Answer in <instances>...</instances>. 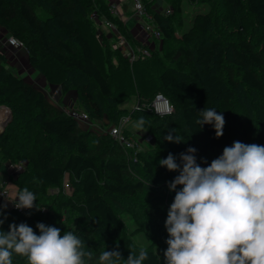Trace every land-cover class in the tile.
Masks as SVG:
<instances>
[{
  "label": "trees",
  "instance_id": "obj_1",
  "mask_svg": "<svg viewBox=\"0 0 264 264\" xmlns=\"http://www.w3.org/2000/svg\"><path fill=\"white\" fill-rule=\"evenodd\" d=\"M177 1H168L169 4L171 3V12L165 14L151 7L153 0H143L146 9L152 14L161 30L162 43L160 48H154L148 56L132 63L127 61L118 48L111 45L110 36L106 31L97 33V26L90 18L93 11L100 18H109L133 43L126 25L117 15L108 11V0H0V25L6 27L19 39L24 38L29 62L49 85L62 86L68 71L74 69L94 81L103 99H111L113 87L107 69L106 54L114 52L118 55L124 66L117 64L114 67L116 73L120 74V80L123 79L127 85L126 74L129 75L130 70L136 73L138 68H145L147 63L153 61L150 57L160 53L164 42L169 40L173 31L171 18L180 9V2ZM188 1L196 2V0ZM41 2L47 4V13L44 17L35 10V4ZM79 2L85 9L76 8ZM219 2L227 8L228 17L223 15L228 21L235 16L240 19L246 18L249 14L254 19L255 25L264 29V0H219ZM213 21L214 16L210 12L196 15L193 26L182 33L184 43L189 44L202 36ZM238 25V33L222 36L223 42L229 49L228 62L225 51L217 41L201 43L194 50L188 45L178 46L167 66L157 73L154 70L153 73L148 74V76L154 74L152 86L154 91L152 95L138 98L137 109L143 113L135 114L132 112L135 109H132L121 116L130 115L131 120L134 117L139 119L140 115H152L148 124L159 138H163L171 127L175 128L178 125L174 111L179 113L184 127L195 141L177 144L174 148L175 156L179 158L187 148L194 147L197 149L195 153L197 163L202 167H207L213 159L219 157L224 147L230 146L232 139L249 144L251 131L247 130L245 121L235 108V90L239 84H243L251 90L264 93V36L249 30L242 21H239ZM70 41L75 43L79 51L78 56L73 55ZM180 58L188 62L193 61L195 68L180 70L173 67L172 63ZM2 59L0 56V103L12 104L15 107L13 101L19 100L24 107L17 112L23 111L25 115L18 121H10L0 131L2 157L12 159L11 161L23 158L28 169V173L23 178L33 188L46 189L60 186L67 175L68 186L71 188L67 196L70 200L57 202V207L68 206L85 216L87 224L80 226L78 231L88 234L93 229H101L109 239L119 242L124 260H127L130 249L138 253L140 248H145L149 252V259L144 264H162L153 249L159 243L151 239L145 247L136 245L132 236L142 232L143 229L136 227L126 232L110 201L115 195H133L144 185L141 180L131 181L128 177L132 174L130 149L122 147L109 134L112 143L110 145L106 143L100 148L102 145L100 142L98 148L93 150L89 145L91 131L82 129L75 118L64 114L62 110L51 104L43 91L32 82L10 72L3 65ZM112 62L115 60L112 59ZM112 62L111 64H114ZM145 72L148 73L149 70L145 68ZM156 92L163 93L169 99L174 108L173 112L160 117L146 106H142ZM78 93L86 108L83 110L89 117L91 113L94 118L100 119L102 116L100 105L83 86ZM205 108L215 109L224 115L226 123L222 137L216 138L212 125L206 124L200 127L195 123L200 118L198 112ZM145 116L142 117L146 123ZM118 120L119 117H114L111 120L112 125ZM31 128L36 129L38 135L43 133L70 146L72 150L68 151L63 160L56 162L51 142H40L39 136L34 134L33 141L29 144ZM260 130L264 135V102L260 114ZM123 132L128 136L124 129ZM12 141L18 143L21 148L20 151L14 150L16 155L12 152ZM143 164L152 176L150 163L143 160ZM176 175L178 172L170 173L173 179ZM74 196L79 197L78 202L71 199ZM37 206L44 207L42 213L45 217H50L45 203ZM9 212L11 214L6 213L7 219L3 225H0L1 228H5L9 223L19 225L23 222L21 217L24 216L39 217L36 214ZM99 255L100 253L94 254V257ZM21 258L22 256L17 254H13L12 257L19 262Z\"/></svg>",
  "mask_w": 264,
  "mask_h": 264
},
{
  "label": "rangeland",
  "instance_id": "obj_2",
  "mask_svg": "<svg viewBox=\"0 0 264 264\" xmlns=\"http://www.w3.org/2000/svg\"><path fill=\"white\" fill-rule=\"evenodd\" d=\"M168 1L169 0H154L153 3L158 4L159 9L164 10L167 8L170 9L171 12V3L169 4ZM174 2L178 1L174 0ZM179 2V11L171 18L173 31L169 40L164 42L160 53H156L154 56L150 57L151 61H153H149L151 64L147 63V66L145 67L149 70L148 73L145 72V68L140 67L141 69L138 68V72L136 73L131 72L130 70L133 77H131L132 75L130 72L129 75L126 74L125 80L129 87L124 83L123 79L120 80V74L116 73V67L114 66L117 64L121 67L124 66L121 60L118 59V55L114 52L106 54V59L108 61L107 69L112 78L111 83L113 87V95L111 99H103L100 96L94 81L74 69L68 71L66 81L62 86L49 85L29 62V55L24 44V38L20 39L24 44L23 47L15 48L13 46H8L5 41L9 36L15 35L8 31L6 27L0 25V56L3 58L2 63L10 72L32 82L41 89L49 102L62 110L64 114H67L68 110L72 108L86 109L80 100L78 93L83 86L95 102L100 105L102 116L100 119H97L90 113V117L87 121H77L82 129L91 131V137L89 140L90 147L95 150L101 142L102 145L100 148H102L106 143L109 145L112 143L108 128L112 125L111 120L114 117L120 118L122 114H127V111L132 109H135L132 111L135 114L143 113L140 109H137L136 104L138 98L142 96L147 97L150 94L152 95L154 91L152 88L154 74H151L150 76H148V74L151 72L153 73L154 70L157 73L167 66L170 57L176 51L178 46L184 44L194 50L201 43H208L212 40L217 41L225 51V58H227L226 61L228 62L229 49L223 42L222 36L225 34L238 33L239 21H242L244 26L248 27L249 30H254L257 34L264 36V29L257 27L254 23V19L249 14H247L246 18L240 19V17L235 16L228 21L223 15H228L227 8L223 3L219 2V0H196V2L179 0ZM41 4H35V10L37 14L44 17L47 13V4L45 2H41ZM76 8L80 10L85 9L80 2L76 5ZM205 12L213 14L214 21L212 25L198 39L193 40L189 44H185L182 39V33L193 26V20L196 15ZM15 37L19 38L18 36ZM70 43L73 48V55L78 56L79 51L75 43L72 41H70ZM112 59L115 60V62H112ZM111 62L115 65L111 64ZM172 66L180 70H191L195 68L193 61L188 62L182 58L172 63ZM235 95V108L240 117L245 121L247 130L249 129L251 131V142L249 144L264 145V135L260 130V114L263 108L264 93H259L247 88L243 84H239L235 90ZM13 104L15 107L12 104L0 103V105L3 106V108H0V131L5 128H2L1 123L5 120L8 113L10 121L12 122L18 121L25 116L23 115V111L21 113L17 112V110H22L24 107L21 105L20 101L14 100ZM133 113L132 116L134 117ZM142 116L145 115H140V117ZM174 116L177 119L178 125L175 128L174 126L171 127L169 131L175 129L177 134L184 139L181 143L195 141L188 133V130L184 127L180 119V114L174 111ZM145 117L146 123L143 130L134 127V124L138 119H135V117L134 119L131 118V120L123 126L128 137H131L135 142L134 148L129 150V158L131 159L130 169L132 174H129L128 177L131 181L141 180L144 185L133 195H115L110 198V201L115 212L118 214L123 229L126 232H130L136 227H141L143 229L142 232L136 233L132 236L133 242L136 245L145 247L150 243L151 239L156 240L159 245L154 246L153 249L159 261L162 264H165L164 251L168 247L166 243L168 233L164 225L169 206L174 200L175 192L170 191L168 188V183L173 180L170 176V173L172 172L163 169L165 167L159 166L158 162L161 159L167 158L169 153L175 156L174 148L179 143H171L163 138H159L156 132L153 131V128L148 124L150 121L149 118L152 117V115H146ZM169 122H171V120H169ZM30 130L29 144L33 141L34 134L38 135L36 129L31 128ZM38 136L40 142H51L54 147L53 153L56 162L63 160L68 151L72 150L70 146L50 138L43 133H40ZM235 141V139H232L230 146ZM11 144L13 146L12 152L16 155L14 150L19 149L20 151V145L14 141H12ZM135 156L137 160L135 159ZM138 159L140 161H138ZM11 160L12 159H5L2 157L0 152V188H5L8 191L7 196L0 194V203H7L9 206L11 200L15 197L17 198L18 193L23 188H28L30 191H33L37 197V205L45 203L50 213V217L47 218L42 212L33 208L29 210L30 214H36L39 217H21L23 220L22 223H26L28 226L32 227L37 235H39V229L36 228V224L42 222L47 226L60 228L61 235H63L65 231L74 232V234L84 241L86 249L91 250L93 255L101 253L108 248H116V246L119 245L118 241L109 239L101 229H93L88 234H82L78 231V228L87 224L85 216L70 209L68 206L57 207V202L61 203L70 200V197L67 196L71 192V188L68 186L67 175L65 176V179L61 181V185L54 189L52 187L46 189L40 187L33 188L32 185L26 182L23 178V176L28 173L26 161L23 158L15 159L14 161ZM143 160L150 163L152 176L148 173L146 166L143 164ZM177 162H179V158H177ZM180 187L181 186H178V189ZM71 199L77 202L79 201L78 196L71 197ZM5 211L6 213L11 214V212L7 210ZM0 230L7 232L9 230V225H6L5 228L0 227ZM119 251L121 252L120 245ZM12 261L13 264H29L27 257L24 256H22L20 262L13 259Z\"/></svg>",
  "mask_w": 264,
  "mask_h": 264
},
{
  "label": "clouds",
  "instance_id": "obj_3",
  "mask_svg": "<svg viewBox=\"0 0 264 264\" xmlns=\"http://www.w3.org/2000/svg\"><path fill=\"white\" fill-rule=\"evenodd\" d=\"M198 113L197 125H212L216 138L223 136L222 113L211 108ZM144 125L140 117L134 127L143 130ZM163 139L184 141L175 129ZM196 151L187 148L179 162L171 153L158 162L178 172L168 183L175 196L164 225L168 233L165 264H264V145L235 141L207 167L197 163ZM36 200L33 191L23 188L11 203L18 210L42 211ZM7 206L0 204V225L7 219ZM36 228L39 235L26 223L9 224L7 232L0 230V264H13V254L27 257L29 264H144L149 259V252L140 248L138 253L130 249L124 260L119 245L94 257L74 232L61 235L60 228L42 222Z\"/></svg>",
  "mask_w": 264,
  "mask_h": 264
},
{
  "label": "built area",
  "instance_id": "obj_4",
  "mask_svg": "<svg viewBox=\"0 0 264 264\" xmlns=\"http://www.w3.org/2000/svg\"><path fill=\"white\" fill-rule=\"evenodd\" d=\"M151 7L165 14L170 12V9L167 8L164 10L159 9L158 4L153 3ZM108 10L111 14L117 15L124 25H126L133 43L118 30L115 23L109 18H100L95 11L91 12L90 18L94 20L97 26V33L103 30L106 31L110 36L111 45L118 48L128 62L132 63L139 58L146 57L154 48H160L162 43L161 30L155 23L152 14L146 9L143 0H108ZM129 21L133 23L132 26L128 23ZM5 43L15 48L24 46L23 42L15 36H9ZM142 106H146L155 115L160 117L170 114L174 109L169 99L161 92H156ZM169 108L172 109L171 112L168 111ZM67 115L80 121H87L89 119L88 113L83 109L72 108L68 110ZM129 121L130 115L121 116L117 123L108 128V133L122 147L133 149L135 142L122 131L123 126ZM0 194L7 196L8 191L5 188H0ZM11 202H15V200ZM11 202L6 209L7 211L30 213L28 209H16ZM40 212H44V209Z\"/></svg>",
  "mask_w": 264,
  "mask_h": 264
},
{
  "label": "water",
  "instance_id": "obj_5",
  "mask_svg": "<svg viewBox=\"0 0 264 264\" xmlns=\"http://www.w3.org/2000/svg\"><path fill=\"white\" fill-rule=\"evenodd\" d=\"M10 121V116H9V113L7 114V117L5 118V120L2 121L1 125H2V128L5 127V125Z\"/></svg>",
  "mask_w": 264,
  "mask_h": 264
},
{
  "label": "crops",
  "instance_id": "obj_6",
  "mask_svg": "<svg viewBox=\"0 0 264 264\" xmlns=\"http://www.w3.org/2000/svg\"><path fill=\"white\" fill-rule=\"evenodd\" d=\"M128 23L130 24V26H132V25H133V23H132L131 21H129ZM128 23H127V24H128ZM42 77H43V76H42ZM43 79H44V77H43ZM44 80H45V79H44ZM12 200H16V197H15V198H13ZM12 200H11V201H12ZM0 204H1V203H0Z\"/></svg>",
  "mask_w": 264,
  "mask_h": 264
},
{
  "label": "bare ground",
  "instance_id": "obj_7",
  "mask_svg": "<svg viewBox=\"0 0 264 264\" xmlns=\"http://www.w3.org/2000/svg\"><path fill=\"white\" fill-rule=\"evenodd\" d=\"M0 108H3V106H2V105H0ZM2 111H3V109H2Z\"/></svg>",
  "mask_w": 264,
  "mask_h": 264
}]
</instances>
